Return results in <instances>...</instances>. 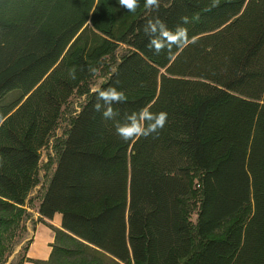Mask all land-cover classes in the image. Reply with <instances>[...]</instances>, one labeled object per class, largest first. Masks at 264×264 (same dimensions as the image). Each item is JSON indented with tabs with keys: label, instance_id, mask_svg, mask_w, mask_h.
<instances>
[{
	"label": "trees",
	"instance_id": "1",
	"mask_svg": "<svg viewBox=\"0 0 264 264\" xmlns=\"http://www.w3.org/2000/svg\"><path fill=\"white\" fill-rule=\"evenodd\" d=\"M121 9L0 0V240L25 213L62 107L115 47ZM133 11L116 40L129 53L75 117L39 203L62 230L37 264H264V0H137ZM178 29L183 41L172 40ZM88 33L102 42L76 47ZM108 88L125 97L111 119L94 108ZM161 112L156 133H117ZM193 172L194 226L182 210Z\"/></svg>",
	"mask_w": 264,
	"mask_h": 264
},
{
	"label": "rangeland",
	"instance_id": "2",
	"mask_svg": "<svg viewBox=\"0 0 264 264\" xmlns=\"http://www.w3.org/2000/svg\"><path fill=\"white\" fill-rule=\"evenodd\" d=\"M229 1V0H224ZM134 11L128 9L116 10L113 12L115 47L112 52L103 57L97 63L91 65L87 77L80 83L73 92L69 100L62 107L59 117L47 137V140L39 153V165L35 175V182L29 198L30 211H36V204L43 196L52 176L54 168L63 142L70 130V127L79 114L82 107L87 102L89 96L96 91L100 85L106 82L107 78L113 72L118 62L129 53V49L119 44L117 37L124 31L128 25L136 18ZM102 42V38L94 33H88L85 37L76 42V47H93ZM200 179L199 172L192 173V193L182 201V210L190 225L196 223V214L198 212L200 200ZM33 214L25 210V213L16 220L0 240V264H20L26 249L29 234L25 224L32 221ZM218 231L217 236H220ZM195 250L198 249V241L193 237ZM185 264V263H182Z\"/></svg>",
	"mask_w": 264,
	"mask_h": 264
},
{
	"label": "clouds",
	"instance_id": "3",
	"mask_svg": "<svg viewBox=\"0 0 264 264\" xmlns=\"http://www.w3.org/2000/svg\"><path fill=\"white\" fill-rule=\"evenodd\" d=\"M148 5H154L156 0H146ZM120 3L128 10H135L137 6V0H120ZM185 23H187V18H184ZM161 27H163L161 25ZM149 28L152 31H155V26L149 24ZM186 33L184 29H178L177 34L172 36L173 41H183L185 39ZM157 50L159 47L155 46ZM70 76L72 79H75V73L71 72ZM97 103L94 104V108L96 111H102V115L111 119L113 117V111L110 105L114 102L123 101L125 99L123 93L118 92L115 88H108L106 90H100L96 94ZM146 119H151L154 122L149 124L146 128H142L138 125L128 124L123 125L117 128V133L120 135L122 139H129L134 135H143L148 136L151 133H156L158 129L163 128L165 121L167 119V114L165 112H161L155 117L148 116Z\"/></svg>",
	"mask_w": 264,
	"mask_h": 264
},
{
	"label": "crops",
	"instance_id": "4",
	"mask_svg": "<svg viewBox=\"0 0 264 264\" xmlns=\"http://www.w3.org/2000/svg\"><path fill=\"white\" fill-rule=\"evenodd\" d=\"M30 197L31 191L25 200L23 208L31 212L33 217L32 221H27L25 224L29 237L23 254V260L20 264H37V262L47 261L55 242L54 230H62L61 216L59 214L54 215L51 220H46L41 218L37 213L42 197H40L36 204V211H30L28 207Z\"/></svg>",
	"mask_w": 264,
	"mask_h": 264
}]
</instances>
